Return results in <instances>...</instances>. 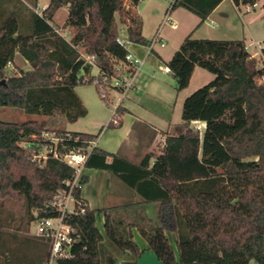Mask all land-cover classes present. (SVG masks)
Segmentation results:
<instances>
[{
	"label": "trees",
	"instance_id": "obj_1",
	"mask_svg": "<svg viewBox=\"0 0 264 264\" xmlns=\"http://www.w3.org/2000/svg\"><path fill=\"white\" fill-rule=\"evenodd\" d=\"M39 1L32 0L33 6ZM45 1L49 4L41 15L29 11L22 22L17 10L4 9L9 0H0V108L59 114L74 123L87 115L75 89L94 85L103 76L118 77L116 65L128 54L119 42L116 15L128 21L131 45L150 42L142 36L140 18L127 10L124 0ZM142 1L128 3L136 7ZM223 1L176 0L171 10L184 8L202 24ZM231 1L237 8L257 4V0ZM63 8L68 18L62 29L69 30L70 40L52 25ZM80 47L85 55L95 56L99 76H93V67L81 58ZM17 55L30 70L8 76L7 65ZM197 67L215 79L185 100L182 119L186 126L205 123L203 139L198 129L188 127L184 134L168 137L163 155L152 167L150 155L133 165L97 148L86 164L116 175L146 203H159L158 226L125 224L112 215L115 208L91 210L77 188L74 196L84 206L78 215L65 219L73 230L72 245L68 256L55 259V264H111L113 248L137 260L145 250L134 242V228L163 264H264V82H260L264 70L250 59L245 42L187 37L168 63L178 92L187 89ZM46 131L37 122L0 120V208L11 205L20 227L56 218L55 198L74 178V170L59 160L49 159L43 167L32 162L25 145L40 143ZM56 133L68 138L64 144L68 150L85 151L95 138ZM86 183L84 176L82 187ZM100 216L103 232L97 226ZM1 223L0 264H50L48 241L36 236L22 239L14 233L16 245L11 248Z\"/></svg>",
	"mask_w": 264,
	"mask_h": 264
},
{
	"label": "crops",
	"instance_id": "obj_2",
	"mask_svg": "<svg viewBox=\"0 0 264 264\" xmlns=\"http://www.w3.org/2000/svg\"><path fill=\"white\" fill-rule=\"evenodd\" d=\"M144 1L145 0L140 2V4L136 7L130 6L128 3L126 8L131 11L132 15L140 18L142 22V36L148 42H151L152 38L158 32L164 16L168 12H170V15L172 13L175 15L177 27L171 28L170 26H164L160 29V37L162 39L163 46L155 44L147 58L146 55L148 53V46L132 44L133 47H131L130 45V52H132L138 59L144 60L146 58L144 66L146 63L149 64L146 72L142 74V77L140 76L141 79L138 84L135 85V88L117 108L116 119L118 121V125L113 124L112 121L114 116L113 113L115 111L114 109L110 121L108 119L109 117H107L106 119L98 121L94 124L95 131L65 130L59 132L80 133L94 136V140L97 141V149L123 159L133 165H139L146 156L150 155L152 156L150 167H152L156 159L163 155L166 139L168 137H177L184 134L188 127V129H198L201 134V139H203L206 125L203 122L194 121L186 126L183 119L181 123H176L171 115L172 112L169 111L170 109L174 110L178 100L175 88L169 84H156L154 85V88H150L151 86L147 83L146 78L155 80L154 69L157 67L161 71L162 67L160 64L164 60H166L165 66L168 67V63L171 61L174 54L179 50L181 44L187 37H191L195 40L242 41L247 45L252 42L264 44V34L262 30H259L257 27V24L261 22L263 12L261 11L256 13L258 3L254 8L249 10L246 7L237 8L231 0H224L208 17L207 21L200 24V19L195 14L184 8H181L183 10H179L181 12H178V10L173 12L171 8L164 9L163 7H158L153 14H151V17H153L152 24L154 29H152V33H149L150 31L148 29V25L151 23V20L142 12V5L144 4ZM41 3H43V10H45L48 7L49 2L40 0L37 5H41ZM57 14L54 17L53 22L57 20ZM67 18L68 13L61 22L62 25L65 24ZM58 24L59 23H52L54 26H57ZM122 26L125 28L127 34L128 21L124 19V21H122ZM165 28H168L171 32L165 33ZM17 59L18 55L14 61L15 63ZM24 62L29 65L26 61ZM165 68H163L162 74L171 75L173 77L172 73L164 71ZM29 70L30 68L25 69L24 71ZM202 70L206 71L204 69ZM92 74H94L93 71ZM197 76L198 81L201 82V84H206V82L209 81L208 76L202 72L196 74V70H194L191 81H193L194 77L196 78ZM77 89L78 88L75 89V92L87 109V117L89 112L88 99L82 93H78ZM149 100H152V102L156 104H147ZM110 113L111 112L109 111L108 116H110ZM84 118L71 124L81 123ZM110 123L112 126L107 127V130L102 135L105 125L107 124L108 126ZM112 160L113 159H109V162L111 163ZM84 176L87 177V183L82 188L81 198L89 209L102 210L115 208L116 210L112 213V215L116 219L123 220L125 224H134L145 227L146 229L158 226L157 219L159 203H146L133 188L126 185L119 177L108 171L87 168ZM100 178L104 184L100 181ZM99 188H106L105 204L108 205L105 207H96V203L98 202V193H100ZM101 217L103 225V216ZM101 231L103 232V228ZM132 233L133 239L135 238L136 233V235L146 243V241L140 236L137 228H134ZM134 242L136 241L134 240ZM146 245L147 248L141 250L148 252L150 249L147 243ZM138 246L140 247V245ZM116 251L117 252L113 251L114 261L111 264H140L139 259L136 260L129 254H122L118 250ZM147 255L150 259H152V264H159L158 262H155V258L153 262V256H151V254L148 253Z\"/></svg>",
	"mask_w": 264,
	"mask_h": 264
},
{
	"label": "rangeland",
	"instance_id": "obj_3",
	"mask_svg": "<svg viewBox=\"0 0 264 264\" xmlns=\"http://www.w3.org/2000/svg\"><path fill=\"white\" fill-rule=\"evenodd\" d=\"M125 2H127L128 4V0H124ZM176 2V0H145L144 4L142 5V12L144 13V15H146V17H149L151 20V23L148 25V29H149V33H152V29H154L153 27V17H151V14H153V12L158 8V7H163L164 9H169V8H173L174 3ZM258 3V7L256 9V13L259 12H263L262 16H261V22H259L257 24L258 29L262 30L263 34H264V0H257ZM34 4L32 3V1L30 0H9L8 3H6V6L4 7V9H7L8 11L11 10H17L19 12V16H20V20H22V22H24L25 15H28L29 11H36L38 12L40 15L43 13V3H41V5H37V6H33ZM127 6V5H126ZM33 7V8H31ZM175 10H178V12H181L179 10H183L181 9V7H176L173 12H175ZM67 9L63 8L60 9L58 14H57V20L55 22H53L54 24L59 23L57 26L60 28V33L62 36H64L65 38L69 39L71 38V34L69 32L68 29H62L63 25L61 24V22L63 21V19L67 16ZM191 16H195V15H191ZM171 18L176 21L175 15L172 13L171 14ZM194 18V17H192ZM122 16L120 15H116V21H117V30L118 33L120 34L119 37H121L122 39L126 38V30L125 28L122 26ZM164 32H171L168 28L164 29ZM264 36V35H263ZM131 47H133L131 45ZM79 51L84 54L85 50L83 47L79 48ZM25 60L18 55V59L16 60V63H12L11 68H7V74L8 76H12L15 74H18V72L20 70H25L30 68L29 65H27L25 62ZM166 60H164L163 62H161L160 66L162 67L161 71L156 67L155 70V80H150L148 78L147 79V83L150 84V88H154V85H164V84H169L172 87L175 88L176 90V95H178V100L177 103L175 105L174 110L170 109L169 111H171V115L173 116V120L176 123H181L182 122V106H183V102L189 97L191 96L193 93H195L197 90L201 89L202 87H204L205 85L209 84L213 79L214 76L211 73H208L206 71H203L200 68H196V74H199L200 72H202L203 74H205L206 76H208L209 81L206 82V84H201V82L198 81V76L195 78L193 81H190L189 86L187 87V89L183 90L182 92H178L176 89V83L173 79V77L171 75H163L162 71L163 68H165V62ZM256 63V62H255ZM148 64L146 63V65L143 67L141 74L139 75V78L136 82V84H138L139 80L141 79L140 76L142 77L147 68H148ZM95 70V69H94ZM93 73L96 74V70ZM150 80V81H149ZM5 83V82H4ZM135 84V85H136ZM77 92L78 93H82L88 100V116L86 118H84V120L81 123L78 124H71L70 122H68V120L59 115L56 114L55 116H41V115H32V114H28L25 111L21 110V109H16V108H0V120L5 122V123H13V124H23V123H27V122H37L39 124H44L45 128L50 131V132H57V131H65V130H69V131H95L94 128V124L98 121H102L103 119H106L107 117H109V121L110 118L112 117V112L115 109V104H116V99H111L109 101H103L100 97V95L98 94L96 87L94 85H83V86H79L77 87ZM184 99V100H183ZM183 101V102H182ZM147 104L149 105H155L156 103L152 102V100H149L147 102ZM109 111L110 116L109 115ZM103 133L107 130V124L105 125L104 129H103ZM99 132V131H98ZM97 132V133H98ZM101 135V136H102ZM102 178V177H101ZM100 181L104 184V182L101 180ZM100 193H98V202L96 203V207H105L108 204H105V194H106V188H99ZM1 201V200H0ZM1 204V203H0ZM6 208H0V222L1 223V230L2 232H4V236L3 238L7 241V244L9 247L14 248L16 243L12 242V237L11 235L14 233H17L22 239L26 238V237H30L32 238L34 235V229H33V225H29V227L27 228L26 225L25 226H21L18 224V215L17 217L15 215H12V211L9 209L11 205L7 204ZM97 226L100 230H102L103 225H102V217H98L97 220ZM134 240L138 243V245H140V249H145L147 248L146 243L139 238V236L136 235L135 233V238ZM21 241V240H20ZM175 247V245H174ZM6 249V248H5ZM115 252H117V249H112ZM151 254V256H153V262H154V258H155V262H158L159 264H163L156 256V254L152 251V250H148V252L146 251L140 258V264H152V259H150V257L147 254ZM177 253V252H176ZM147 255V256H146ZM152 258V257H151ZM51 264H55V262L53 261ZM249 264H257L255 261H251Z\"/></svg>",
	"mask_w": 264,
	"mask_h": 264
},
{
	"label": "built area",
	"instance_id": "obj_4",
	"mask_svg": "<svg viewBox=\"0 0 264 264\" xmlns=\"http://www.w3.org/2000/svg\"><path fill=\"white\" fill-rule=\"evenodd\" d=\"M127 2H125V6ZM250 10V9H249ZM164 26H170L176 28L177 23L171 18L170 12H168L160 25V29ZM160 29L152 38L148 45V53L146 58L150 54L152 47L155 44L163 46L162 39L160 37ZM60 35V31L57 30ZM67 39V38H66ZM69 40V39H67ZM119 42L122 46L128 49V54L124 62H119L116 65V71L119 73L118 77H114L111 80L107 77H101L94 80V86H97L101 95V98L109 101L112 98L117 99L115 104V111L113 113V124L118 125L117 121V108L128 96V94L135 88V84L139 74L141 73L145 59H138L132 52H130V43L127 39L119 37ZM245 49L248 52L250 59L256 62L257 68L264 70V44L252 42L245 44ZM81 58L86 64L93 67L96 70V74L93 76H99V69L95 62V56H89L81 53ZM12 63L9 62L7 68H11ZM165 72L171 73L170 69L166 67ZM260 82H264V73ZM37 140V137H33ZM67 137L64 134L46 131L43 132L40 139L41 142L31 146L25 145V147L31 151L32 162L38 164L40 167L45 166L49 159L59 160L74 170V178L72 181L66 183L67 190L58 194L53 203V207L57 210L58 216L56 218L41 219L33 223L34 235L39 238H43L48 241L51 246L50 264L57 258L67 257L69 248L72 245L71 234L72 228L65 222V219L69 215H78L80 210L84 206V203L77 200L74 196V192L77 188H83L81 180L84 177L85 170L87 169V161L91 152L96 148L97 141L93 140L89 148L85 151L74 150L64 147Z\"/></svg>",
	"mask_w": 264,
	"mask_h": 264
},
{
	"label": "water",
	"instance_id": "obj_5",
	"mask_svg": "<svg viewBox=\"0 0 264 264\" xmlns=\"http://www.w3.org/2000/svg\"><path fill=\"white\" fill-rule=\"evenodd\" d=\"M2 83H4V82H2Z\"/></svg>",
	"mask_w": 264,
	"mask_h": 264
}]
</instances>
